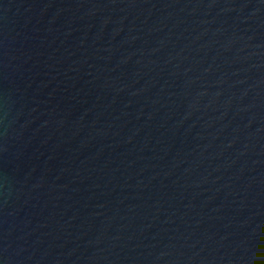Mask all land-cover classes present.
<instances>
[{
  "label": "water",
  "instance_id": "obj_1",
  "mask_svg": "<svg viewBox=\"0 0 264 264\" xmlns=\"http://www.w3.org/2000/svg\"><path fill=\"white\" fill-rule=\"evenodd\" d=\"M0 264H264V0H0Z\"/></svg>",
  "mask_w": 264,
  "mask_h": 264
}]
</instances>
